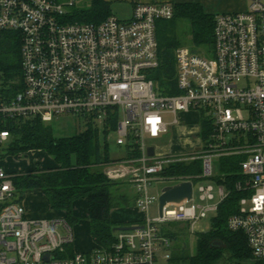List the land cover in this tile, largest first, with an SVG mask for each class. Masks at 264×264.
Segmentation results:
<instances>
[{"label":"built area","instance_id":"2783aa9c","mask_svg":"<svg viewBox=\"0 0 264 264\" xmlns=\"http://www.w3.org/2000/svg\"><path fill=\"white\" fill-rule=\"evenodd\" d=\"M248 1L245 11L215 16L211 56L187 47L175 51L180 94L162 95L149 74L159 66L156 23L173 18L172 3L139 2L128 20L112 14L87 23L69 21L66 7L73 2L0 0V37L12 32L20 40L22 86L13 94L0 80V159L9 156V120L48 124L75 116L108 132V139L116 133L118 146L135 142L140 156L99 168L108 180L128 183L145 214L141 228L117 230L107 246L80 251L64 216H28L13 183L20 173L0 167V264H171L173 242L163 228L180 223L197 233L196 225L230 193L214 160L233 157L240 159L241 175L234 189L243 197L228 226L246 235L253 260L264 264V3ZM179 114L199 117L195 133L186 130L191 120L181 122ZM171 126L179 129L183 148L158 152L148 144ZM194 162L201 165L197 175H163L171 165ZM203 179L218 183L217 203L212 186H201L195 201L194 182ZM184 182L193 184L192 199L167 203L160 217L150 219L161 190ZM154 185L156 195L150 192Z\"/></svg>","mask_w":264,"mask_h":264},{"label":"trees","instance_id":"16d2710c","mask_svg":"<svg viewBox=\"0 0 264 264\" xmlns=\"http://www.w3.org/2000/svg\"><path fill=\"white\" fill-rule=\"evenodd\" d=\"M174 16L170 20L156 23L159 66L150 72L156 89L162 95H178L176 82L175 51L184 47L177 37L176 28L181 20L190 24L193 52H205L209 56L214 51L215 16L204 11L198 3L173 4ZM112 4L105 0H92L88 7L75 8L70 12V22L100 23L112 15ZM0 80L3 89L15 94L22 86L20 40L12 32H4L0 37ZM112 128H115L113 120ZM11 138L7 144V155H17L36 150L46 151L56 167L20 173L13 178L17 199H23L25 191L40 190L50 208L64 215L67 222L77 223L74 204L87 200L90 234L95 244L108 245L119 228L127 224L114 222L111 212L120 206L130 207L136 201L122 192L126 182H113L100 170L99 165L114 161L110 157L108 132L103 140L98 129L88 125L84 132L68 137L55 138L52 129L38 118H16L8 121L5 127ZM135 142L128 141L125 157L140 156ZM239 158H225L220 161V173L225 176L228 197L220 204L216 216L211 220V230L196 234V253L190 255L186 247L172 249L171 264H257L253 260L246 235L242 231L229 229V218L237 213L243 194L234 189L239 174ZM201 171L200 162L174 164L167 167L163 175H197ZM122 192V193H121ZM177 223H172L176 225ZM171 225V226H172ZM186 226V225H185ZM188 228V227H187ZM172 242H178L179 230L163 228Z\"/></svg>","mask_w":264,"mask_h":264},{"label":"rangeland","instance_id":"374dc122","mask_svg":"<svg viewBox=\"0 0 264 264\" xmlns=\"http://www.w3.org/2000/svg\"><path fill=\"white\" fill-rule=\"evenodd\" d=\"M61 3H72L73 5L67 6L66 8L68 11H72L75 8H83V7H88L91 3L92 0H59ZM211 2L214 7L217 5L219 8H221L223 5L225 6H232L235 0H207ZM246 2L249 3L248 0ZM264 3V0H263ZM124 3H113L112 4V12L113 14L119 18V19H124L129 12L128 6H124ZM216 11V10H215ZM176 34L180 42H182L184 47H187L190 49V42H191V29H190V24L186 20H181L177 24L176 28ZM179 118L181 122L186 121L187 119L191 120L187 122L188 124H191L189 129V132L195 133L196 132V126L199 121V117L195 114H192L191 116H187L184 114H179ZM174 119L173 116H166L165 120L167 122H172ZM53 132V135L55 138H68L75 136L79 134L80 132H84L86 130V125L83 123L82 120L77 119V117L72 116V115H65V116H60L58 118L53 119L51 122L47 124ZM102 129L100 130V135L101 139L103 140V134H102ZM179 129L175 126H171L169 128V133L161 138L155 139V140H149L148 144H152L153 146L157 147V151L163 152L165 149L168 150H179L183 148V140L181 138V135L179 136ZM116 139H117V134L113 133L109 136L108 143H109V152H110V157L113 160H118L120 158L125 157V147H121L116 145ZM221 160L215 159L214 163L219 164ZM0 167L4 169L7 172L10 173H27L29 171H34L36 169L39 170H46L50 168H54L56 165L55 160L49 156L46 151H41V150H36L34 152H29V153H22V154H17V155H9L5 156L4 158L0 159ZM216 174V173H215ZM201 186H212L213 187V192L215 195V200L214 203L218 202V183L214 182V180L210 179H203L199 181L194 182V195H195V201L198 203V196H199V188ZM131 186L123 187L122 192L124 194L129 195L130 197L132 193L131 191ZM159 190V187L157 185H154L151 188V194L156 195L157 191ZM28 191H25L23 194V199L20 201L23 203L26 193ZM121 192V193H122ZM42 193L36 190L29 191L27 193V204L33 205L35 211L39 207V202L41 201L42 198ZM43 199V198H42ZM77 204V211L78 213L85 215L88 207L87 200H79L76 202ZM132 206L126 207V206H120L119 208H115L112 210V212H129L130 214L133 213V210L131 209ZM139 218V224L137 225H142L145 220V214L144 213H133ZM150 219H156L160 217V210H159V204L158 202L153 203L150 208L149 212L147 213ZM64 216L63 214H61ZM216 216V213H210L207 218L202 219L196 226H198L197 233L201 232H208L211 230V220L213 217ZM115 218V216H114ZM116 219V218H115ZM87 219H83L79 217V220L77 223H73L71 226L74 231L75 235V242H77L78 249H83L80 244H84L89 250H91V247L89 246L90 243H93V239L91 240L90 237L86 233V228H87ZM169 224L165 226V228H169L170 230H179L181 233V237L179 241L173 242L172 246L174 248V243L175 246L178 247H186V251L190 255H194L196 253V234L197 233H191L188 231L187 226L177 223L174 227V225ZM84 228V229H83ZM84 231V232H83ZM83 233V234H82ZM82 237V238H81ZM91 243V244H92ZM93 245V244H92ZM219 264H225L224 260L219 262Z\"/></svg>","mask_w":264,"mask_h":264},{"label":"crops","instance_id":"0c3cea01","mask_svg":"<svg viewBox=\"0 0 264 264\" xmlns=\"http://www.w3.org/2000/svg\"><path fill=\"white\" fill-rule=\"evenodd\" d=\"M106 2H109L111 4L113 3H124V6H128L129 12L127 13L126 17L121 20H128L131 17V13H132V9L134 7V5L136 3H151V2H169L172 4H184V3H198L200 5H202V7L204 8V11L208 14L211 15H217V14H222V13H228V12H242L245 11L248 7V2H246V0H235L234 3L232 4V6H225L223 5L221 8H219L217 5H215L216 7H214V9L212 8L214 4H212L211 2L207 1V0H105ZM216 10V11H215ZM113 13V12H112ZM186 130H189L188 128ZM167 149H165L164 151H166ZM161 152V151H158ZM1 165V164H0ZM56 167V165H55ZM132 189V188H131ZM36 191H40V190H36ZM132 193L131 196L135 197L136 194L134 192V190H131ZM29 192V191H28ZM27 192V193H28ZM42 193V191H40ZM27 193H26V197L23 201L24 206L26 207L28 216L31 218H52V217H59L62 216L60 212L54 211L50 208L48 201L46 199V197L44 196V194L42 193V198L41 201L39 202V207L38 209L35 211L33 205L31 204H27ZM77 204H74V213L77 217L83 218V219H87L88 221V207H87V211L85 215H82L80 213H78L77 211ZM131 209L133 210V213L136 212H140L142 213L138 208H136V204L135 202L133 203ZM130 214L129 212H111V218L114 222H120V223H124L127 224V226H135L137 224H139V218L135 215V214ZM115 216V218H114ZM84 229V228H83ZM84 232V231H83ZM86 233L87 235L90 237V239L92 240L91 234H90V228H89V221L87 222V228H86ZM83 234V233H82ZM82 238V237H81ZM77 242H75V248L78 249V246L76 244ZM92 243V242H91ZM90 243V247L94 246V241H93V245ZM80 246H82L83 249H80V251H84L87 252L89 251V249L84 246V244H80ZM93 248V247H91ZM79 250V249H78Z\"/></svg>","mask_w":264,"mask_h":264},{"label":"water","instance_id":"95a60500","mask_svg":"<svg viewBox=\"0 0 264 264\" xmlns=\"http://www.w3.org/2000/svg\"><path fill=\"white\" fill-rule=\"evenodd\" d=\"M154 154V148L149 147L148 148V155L153 156ZM192 182H184L178 185L174 186H168L165 187L161 190V194L159 196V210H160V215L162 214L163 207L167 203H180L183 200H190L192 199L191 197L193 196V184ZM141 228L140 226H127L123 228H119L118 231H130V230H136Z\"/></svg>","mask_w":264,"mask_h":264}]
</instances>
